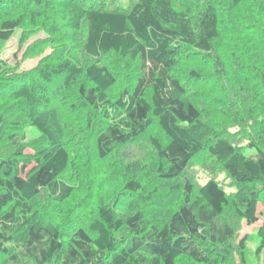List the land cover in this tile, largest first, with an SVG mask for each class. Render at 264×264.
I'll return each instance as SVG.
<instances>
[{
	"label": "trees",
	"instance_id": "16d2710c",
	"mask_svg": "<svg viewBox=\"0 0 264 264\" xmlns=\"http://www.w3.org/2000/svg\"><path fill=\"white\" fill-rule=\"evenodd\" d=\"M16 30L0 264H264V0H0Z\"/></svg>",
	"mask_w": 264,
	"mask_h": 264
},
{
	"label": "rangeland",
	"instance_id": "374dc122",
	"mask_svg": "<svg viewBox=\"0 0 264 264\" xmlns=\"http://www.w3.org/2000/svg\"><path fill=\"white\" fill-rule=\"evenodd\" d=\"M130 0H115L116 5L127 6ZM114 3V2H113ZM21 30H16L15 34L6 42H0V58L8 60L10 63H18L20 72L25 70H30L36 62L42 57L43 54L39 56H35L31 59H23L22 53L24 47L32 42L37 37H42L41 35L34 36L33 38L29 39L27 42H24L21 46L19 43L22 41L23 34ZM47 51L44 52V54ZM54 113V110H53ZM36 137V130L30 128L27 132V138L31 139ZM26 153H32L30 149L25 150ZM251 153L252 151H248ZM31 167V166H30ZM29 167V168H30ZM28 169V168H27ZM27 171V170H26ZM194 173L197 181L200 184L205 183L210 177L209 175L201 168L199 165L194 167ZM224 186L227 192L233 191V188L229 187V181L225 178L224 174L219 173L216 177ZM258 208V221L253 223L252 225H246L245 223L242 224V229L240 230V236L247 235V246L245 249L246 256L250 258H255L254 251L260 243V237L257 234V229L264 221V215L260 214V211H264V199L261 198L260 201L257 203ZM261 259H264V250L261 254Z\"/></svg>",
	"mask_w": 264,
	"mask_h": 264
},
{
	"label": "crops",
	"instance_id": "0c3cea01",
	"mask_svg": "<svg viewBox=\"0 0 264 264\" xmlns=\"http://www.w3.org/2000/svg\"><path fill=\"white\" fill-rule=\"evenodd\" d=\"M264 212V211H263Z\"/></svg>",
	"mask_w": 264,
	"mask_h": 264
}]
</instances>
